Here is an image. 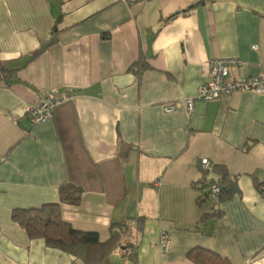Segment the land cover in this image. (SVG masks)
<instances>
[{"label":"crops","instance_id":"crops-1","mask_svg":"<svg viewBox=\"0 0 264 264\" xmlns=\"http://www.w3.org/2000/svg\"><path fill=\"white\" fill-rule=\"evenodd\" d=\"M217 58L241 61L234 78L264 71V0H0V68L11 70L0 75V264H83L11 220L57 203L64 183L83 190L61 206L78 231L105 239L143 219L113 264H196L192 249L264 264V94L184 105ZM48 93L73 99L31 124L26 108ZM204 158L238 189L217 217L211 200L198 204Z\"/></svg>","mask_w":264,"mask_h":264},{"label":"trees","instance_id":"trees-1","mask_svg":"<svg viewBox=\"0 0 264 264\" xmlns=\"http://www.w3.org/2000/svg\"><path fill=\"white\" fill-rule=\"evenodd\" d=\"M146 68V64L137 66L135 63L129 71L139 74ZM10 73L11 70L0 68L3 78H7ZM201 174L202 178L195 186L201 194L198 204L211 199L210 189L216 179L221 182L216 204L230 199L238 191L233 175L222 166L210 165L208 170L202 169ZM82 195L83 190L80 187L64 183L58 189L57 203L29 209H14L11 212V220L25 231L30 240L41 239L48 248L67 253L83 264H113L111 255L114 252H120L122 248L130 251L135 245L129 240V230L133 221L140 225L143 219L126 218L120 223L111 224L105 239H101L96 233L78 231L62 218L61 206L79 205ZM219 215L220 213L213 210L207 217ZM187 255L196 264H229L225 258L204 249H192Z\"/></svg>","mask_w":264,"mask_h":264},{"label":"built area","instance_id":"built-area-1","mask_svg":"<svg viewBox=\"0 0 264 264\" xmlns=\"http://www.w3.org/2000/svg\"><path fill=\"white\" fill-rule=\"evenodd\" d=\"M148 0H127L129 4H144ZM254 49L256 46L253 47ZM241 61L238 59H210L208 60V77L204 84H201L197 89V94L194 98L184 100V105L188 113L192 112L195 103L212 102L220 99L223 96H230L234 93H255L258 95L264 94V71L258 77L234 78L231 74L233 69L238 68ZM73 96L68 94H58L57 96L51 93L46 94L37 106H28L26 115L31 124L44 123L50 119L55 109L61 104L70 101ZM165 108L166 112L174 109L173 105H168ZM200 166L208 170L210 163L204 158L200 161ZM221 182L215 180L211 186V201L214 205L213 210H216L217 195L219 193ZM260 194H264V181L257 186ZM159 248L162 254H165L170 249V241L166 234H161Z\"/></svg>","mask_w":264,"mask_h":264}]
</instances>
